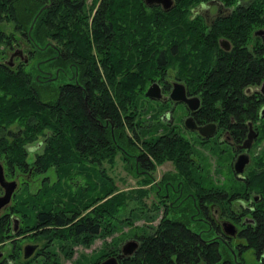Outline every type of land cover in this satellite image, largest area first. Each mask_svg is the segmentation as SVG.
I'll use <instances>...</instances> for the list:
<instances>
[{"label":"trees","instance_id":"trees-1","mask_svg":"<svg viewBox=\"0 0 264 264\" xmlns=\"http://www.w3.org/2000/svg\"><path fill=\"white\" fill-rule=\"evenodd\" d=\"M202 1L175 0L164 9L144 0H102L90 30L84 0H0V51L15 44L30 49L27 61L15 68L0 57V132L19 127L10 136L0 133V151L11 170L19 167L40 177L37 189L27 184L24 189L26 222L38 212L40 225H47L43 230L65 238V255H71L73 244L98 235V223L101 234H109L125 221L132 224L129 214L147 220L158 216L150 214L143 198L149 192L120 189L107 173L105 162L113 164L118 152L130 166L171 160L174 175L187 179L186 186L202 197L215 172L230 171L225 151H217L220 160L212 172V163L198 152L199 139L163 119L170 101L159 100L162 104L152 108L146 89L153 79L173 73L196 89L201 121L219 120L245 132L250 117L264 132V121L256 119L260 106L245 92L264 77V44L260 48L261 38L254 34L264 27V0L238 5L210 26L190 13ZM221 36L232 41L230 50L219 45ZM148 112L150 125L141 126ZM35 141L43 147L30 160L28 145ZM261 159L264 164V151ZM252 179L254 187H264V167ZM218 185L213 190L225 187ZM185 200L180 217L161 220L162 233L149 237V224L135 228L142 242L135 264H170L176 254L192 259L203 251L218 256L220 250L186 227L192 201ZM259 211L258 229L251 232L254 244L264 242V209Z\"/></svg>","mask_w":264,"mask_h":264},{"label":"flooded vegetation","instance_id":"flooded-vegetation-1","mask_svg":"<svg viewBox=\"0 0 264 264\" xmlns=\"http://www.w3.org/2000/svg\"><path fill=\"white\" fill-rule=\"evenodd\" d=\"M94 1L95 0H84L87 12L89 13L88 21L90 30H92V24L95 18L94 15L99 10L102 0H97L96 4ZM145 3L149 6L158 4H149L146 1ZM247 3L248 1L239 0L232 5H228L221 1L206 0L193 6L190 13L193 18L199 15L202 16L203 21L210 26L217 17L228 15L238 5L242 6ZM92 5H94L93 9ZM159 5L162 6V4ZM261 28L264 27L257 29ZM257 29L254 30V34L261 38L260 48L263 49L264 33H256ZM222 38L224 37H219V45L224 50H230L233 47L232 41L227 38L229 42H224L222 45L220 43ZM20 48H22V54L19 52ZM28 50H30L29 46L23 45L20 47L15 44L10 46L6 52L0 51V57L3 59L2 61L4 63L7 61L10 66L15 68L20 60L27 61L30 54ZM168 79L169 77L164 76L163 78L160 76L150 82L157 81L160 84L161 91L165 96L160 98L161 101L168 100L172 102V99H169L166 95L170 92L173 87V82L176 80L186 85L187 95H197L201 97L200 93L196 91V89L192 91L190 86L183 79L178 77H175L173 81ZM263 82L264 77L260 78L257 83H251L245 88V92L247 91L246 94L255 98L258 102L257 104H259L258 106H260L257 108L256 114V119L260 122L264 121ZM173 102L174 106L181 104L185 107V119L192 116L198 124L211 121L216 122V132H212L210 135H204L197 129H195V132L181 133L192 139L195 137L194 140L198 138L200 146H202L204 150L213 148L225 151V163L227 164V169L230 170L228 172L229 177H224V179H222L223 181L221 179V181H218L219 179L216 178L217 176L214 173L212 177L213 183L209 185L208 191H205L206 196L202 197L197 191H192L190 187L186 186L187 179L174 175V172L167 169L157 179V177L154 176V170L157 165L155 167H152V164H143L141 166L139 162H136L135 165L137 170L141 169L139 172L147 175L148 178H150V183H153L152 185L155 186L154 191L157 202H155L154 199L150 200V214L159 213L161 211L160 209H162L161 205H165L162 209L163 214L158 224L153 225L149 223L146 231L148 236L152 237L154 233H162L163 229H160L163 228V226H161V220L165 216L169 219L172 217H180L182 210L186 207L187 200L185 199L189 198V200L192 201V210L189 211L188 208L186 212L189 213L192 219L186 224V227L193 235L202 239L206 246H212V248H216L220 251L217 257H212L210 253L203 251L196 256H190L192 259H190L189 256H187L186 259H179L178 254H176L172 258L170 264H264V242L258 241V243L254 244V236L251 235V232H256L259 226V210L260 208L264 209V187H254L252 185V178L256 175V171L259 172V170L264 167V164L260 161L262 160L261 157L264 151V132H260V129L254 123V119L250 117L245 119V132H234L230 126L223 125L219 120L210 119L201 121L199 116L201 114L202 100L195 109L191 108L185 101L174 100ZM251 130L255 132H250ZM13 131L14 130L10 129L8 132ZM245 153L249 155V159L244 163L243 170L238 171L236 169L237 162L240 156ZM0 163L3 167L5 179L17 181V185L14 187L10 199L0 207V227L2 229V233L0 234V264H60V252L63 251L62 245L65 244L63 241L65 238H54V233H51L49 230H43L47 228V225H40L41 221L38 219V212H36L33 220L35 224H33L32 221L26 222L25 210H23V196L26 184L31 190H35L38 187L34 189L30 184H32V181L38 183L39 178H30V175H26L30 173H26L23 168H19L18 165L17 169L11 170L10 163L6 160L1 151ZM215 168L216 166L212 167L211 171L213 172ZM193 179L195 181L194 183L198 182V179ZM209 179L210 177H208V180ZM217 184H219L218 186L225 187H223V190H213L212 187ZM219 191L220 194L218 193ZM5 192L6 188L0 182V196L4 195ZM220 195L224 197V199H221V202L216 200V197H220ZM177 200L179 202H175ZM187 205H189V203ZM172 206L175 207L172 208ZM172 220L178 223L181 222L176 219ZM225 220L235 224L234 233L225 231L223 224ZM150 221H153V219ZM98 224L97 233L100 235L102 226L101 223ZM56 226L58 225L54 224V227ZM129 240H135L137 244L125 246L126 242ZM141 243L138 232L135 230L133 236L124 242H115L112 240L105 245L104 249L98 248L94 250L93 252H96V254L89 256L86 262L76 261L75 264H100L104 259L111 256L117 258L118 264H127L129 261L131 264H135L140 252ZM27 252L29 255H26Z\"/></svg>","mask_w":264,"mask_h":264},{"label":"rangeland","instance_id":"rangeland-1","mask_svg":"<svg viewBox=\"0 0 264 264\" xmlns=\"http://www.w3.org/2000/svg\"><path fill=\"white\" fill-rule=\"evenodd\" d=\"M242 1H249V0H242ZM170 81L175 80V75L173 73H170L169 79ZM172 89V88H171ZM150 98V104L152 106V108L156 109V105L157 104H162L161 102H157V101H161V99L159 98ZM174 100L172 99V102H170V104L168 103L167 106L165 105V107L167 108L166 111H164L162 113V116L164 117L163 119H169L167 120L168 122H173L174 124L177 123L179 125V129L181 130V132H195V131H190V129H188L185 126V118H186V109L183 105L178 104L176 106H174ZM152 112V111H151ZM151 112H148L145 116L146 119L142 120L141 122V126L145 125L149 126V122L150 120V115ZM167 114V115H165ZM157 120V119H155ZM19 127L18 125H14L11 126V130H14L13 132H8L9 130H7V132H0V133H6L8 134V136L17 133ZM29 146V159L32 160L33 158H35V152H39L42 150L43 144L42 143H38V141H35L31 144L28 145ZM199 149L201 151H198L200 154V157H203V155L207 156V160L212 163V167H214L216 164L215 160L218 158V156L220 154L213 151V150H204L202 146L199 145ZM202 153V154H201ZM123 154L118 152L116 154L115 160L113 162V164H110V162L106 161V171L107 173L112 176V178L114 179L115 183L118 185V187L120 189H130V188H144L147 192H149L146 196H144L143 198L145 200H147L148 204L150 202V200H155V202H157V199L155 198V186L152 185L153 183H150V178H148L147 175L140 173L139 171L141 169L136 170L134 166H136L135 164L132 166H130V164L126 163V160H124ZM220 160V157L217 159ZM169 170L171 172H176V167L174 165V163L171 160H165L162 163H158L157 167L154 170V176L157 177V179L166 171ZM222 174L221 173H217L215 172V175L217 176V179H224L229 177V173L227 171H225V168H222ZM28 178V177H27ZM26 178V179H27ZM33 178V177H30ZM40 178V177H38ZM37 182H33L32 184H30V186L32 188H37L40 183H41V179H39L38 183ZM154 193V194H153ZM133 205V203H132ZM151 204L147 205V207H149ZM134 206V205H133ZM165 207V205H161V208L163 209ZM160 208V207H159ZM162 209H160L161 211L157 214H159L157 217L153 218V221L147 220L144 217H135L134 215L129 214L131 212V209H129V216L133 218V223L130 224L127 221H125L122 224V229H117V231H114L113 233H107V234H100V235H95L93 236L91 239H89L87 242H78L73 244L72 248H73V252L71 253V255L67 256L65 255V252H60L61 253V260H60V264H75V262H86L87 258H89V256H93L94 254H96V252L94 253V250H97L98 248H103L105 247V245L107 243H110V241H112L113 239H115L116 237L122 236V239L120 238V242H124L125 240L131 238L133 236V231H135L137 226H141V225H147L149 223H152L153 225H157L159 220L161 219V216L163 214ZM166 209V208H165ZM134 210V209H132ZM155 219V220H154ZM61 250V249H60Z\"/></svg>","mask_w":264,"mask_h":264},{"label":"water","instance_id":"water-1","mask_svg":"<svg viewBox=\"0 0 264 264\" xmlns=\"http://www.w3.org/2000/svg\"><path fill=\"white\" fill-rule=\"evenodd\" d=\"M145 1L149 4H153V3L162 4V6L164 8H167V9L172 7L173 3H174V0H145ZM32 25H31V27H32ZM256 33H258V34L264 33V28L256 30ZM224 42H229V41L226 38H222L220 40V43L223 45ZM226 45H224V46L227 47ZM19 52L22 54V49H19ZM15 54H16V52H15ZM262 91L264 92V82L262 85ZM146 95H148L149 97H152V98H163V97H165L164 93L161 91V86L157 81L152 82L148 86V88L146 89ZM166 97H170L174 100L185 101L193 109L197 108L200 104V101H201L200 97L197 95H190V96L187 95L186 85L183 82L178 81V80L173 82V87H172L171 91L169 92L168 96H166ZM185 123L189 128L197 129L200 133H202L204 135H210V134H212V132H216V128H217L216 122L211 121V122H206L204 124H198L193 119L192 116H189L186 119ZM250 132H255V131L251 130ZM250 136H251V134H250ZM248 159H249V155L247 153H245L244 155H241L240 159L237 162V166H236L237 168L236 169L238 171H242L243 165L245 162L248 161ZM0 182L6 188L5 194L0 196V207H1L4 203H6L10 199L11 193L14 190V187L17 185L16 180H6L5 179V175H4V171H3V167H2L1 163H0ZM223 224H224V229L226 232H229V233L235 232V224L234 223H232L231 221L225 220V221H223ZM135 244H137L135 240H129L126 242L125 246H127V245L133 246ZM26 255H29V253L27 252ZM100 264H118V261H117V258L115 256H111V257L104 259ZM200 264H204V263H200Z\"/></svg>","mask_w":264,"mask_h":264},{"label":"bare ground","instance_id":"bare-ground-1","mask_svg":"<svg viewBox=\"0 0 264 264\" xmlns=\"http://www.w3.org/2000/svg\"><path fill=\"white\" fill-rule=\"evenodd\" d=\"M250 87H251V86H250ZM250 87H249V88H250ZM246 90H247V89H246ZM246 92H247V91H246Z\"/></svg>","mask_w":264,"mask_h":264}]
</instances>
